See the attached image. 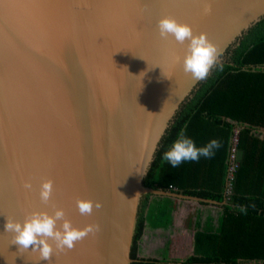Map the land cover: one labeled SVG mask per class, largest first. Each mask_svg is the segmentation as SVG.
I'll return each instance as SVG.
<instances>
[{
	"label": "water",
	"instance_id": "95a60500",
	"mask_svg": "<svg viewBox=\"0 0 264 264\" xmlns=\"http://www.w3.org/2000/svg\"><path fill=\"white\" fill-rule=\"evenodd\" d=\"M164 16L206 33L228 63L235 45L264 29V0H0V264H131L146 195L225 203L144 183L201 82L176 59L186 45L160 37ZM45 180L53 181L48 204ZM77 198L103 207L81 215ZM55 208L76 228L99 229L49 261L5 232L6 217Z\"/></svg>",
	"mask_w": 264,
	"mask_h": 264
},
{
	"label": "trees",
	"instance_id": "16d2710c",
	"mask_svg": "<svg viewBox=\"0 0 264 264\" xmlns=\"http://www.w3.org/2000/svg\"><path fill=\"white\" fill-rule=\"evenodd\" d=\"M221 64L222 70L214 67L180 106L144 183L225 201L219 204L222 210L216 220L210 215L203 221L195 218L194 252L184 260L143 258L137 256V243L144 227L166 229L170 215L169 200L146 195L138 213L131 264H264V29L235 45L228 63ZM181 132L198 147L213 139L221 146L210 158L174 168L163 154Z\"/></svg>",
	"mask_w": 264,
	"mask_h": 264
},
{
	"label": "clouds",
	"instance_id": "9594fccd",
	"mask_svg": "<svg viewBox=\"0 0 264 264\" xmlns=\"http://www.w3.org/2000/svg\"><path fill=\"white\" fill-rule=\"evenodd\" d=\"M204 11L210 12L211 8L206 7ZM158 29L162 39L172 36L177 43L186 45L183 57L176 59L178 62L182 59L183 71L190 74L194 81L206 79L217 65L222 70L223 65L220 63L222 50L209 39L206 33L196 34L191 25L180 23L171 16L162 17L158 22ZM220 146L219 141L213 139L206 145L198 147L192 138L181 132L163 154V159L175 168L185 161H199L201 157L210 158L215 154L214 150ZM31 187L30 182L24 183L25 190ZM52 193L53 181H43L40 185V199L44 204L50 202ZM76 207L81 215H91L94 209L102 208L103 204L98 200L77 198ZM240 210L246 211L244 208ZM4 227L5 232L13 234L12 243L18 245L20 250L27 251L31 248L32 252L39 254L41 261H49L54 250L72 249L77 241L99 229L98 225L93 224L82 229L74 227L67 219L63 208H55L52 213L30 212L25 215L23 221L6 217Z\"/></svg>",
	"mask_w": 264,
	"mask_h": 264
},
{
	"label": "rangeland",
	"instance_id": "374dc122",
	"mask_svg": "<svg viewBox=\"0 0 264 264\" xmlns=\"http://www.w3.org/2000/svg\"><path fill=\"white\" fill-rule=\"evenodd\" d=\"M234 160L233 155L232 161ZM159 198L162 202L169 200V226L166 229H153L145 226L137 243V256L182 261L194 252L195 218L199 216L203 221L207 215H210L216 220L222 210L221 205L191 199H177L170 196H159Z\"/></svg>",
	"mask_w": 264,
	"mask_h": 264
},
{
	"label": "bare ground",
	"instance_id": "6f19581e",
	"mask_svg": "<svg viewBox=\"0 0 264 264\" xmlns=\"http://www.w3.org/2000/svg\"><path fill=\"white\" fill-rule=\"evenodd\" d=\"M165 100H166V98H165ZM156 117H157L158 119H160V118L162 117V112H161L160 108H158V107H156ZM158 119H156V124L153 125V128H154V129H153V131H152V133H151V137L156 136L157 133L159 132V131H158V128H157V122H158ZM160 124H161V122H160ZM148 139H150V138H148Z\"/></svg>",
	"mask_w": 264,
	"mask_h": 264
},
{
	"label": "built area",
	"instance_id": "2783aa9c",
	"mask_svg": "<svg viewBox=\"0 0 264 264\" xmlns=\"http://www.w3.org/2000/svg\"><path fill=\"white\" fill-rule=\"evenodd\" d=\"M232 163H233V161H232ZM232 167H233V166H232ZM232 167H231V168H232ZM231 168H230V169H231ZM230 172H231V170H230ZM230 176H231V173H230Z\"/></svg>",
	"mask_w": 264,
	"mask_h": 264
},
{
	"label": "crops",
	"instance_id": "0c3cea01",
	"mask_svg": "<svg viewBox=\"0 0 264 264\" xmlns=\"http://www.w3.org/2000/svg\"><path fill=\"white\" fill-rule=\"evenodd\" d=\"M149 227V226H148ZM149 228H151V227H149ZM154 229V228H153ZM189 256V255H188ZM187 257V256H186Z\"/></svg>",
	"mask_w": 264,
	"mask_h": 264
}]
</instances>
